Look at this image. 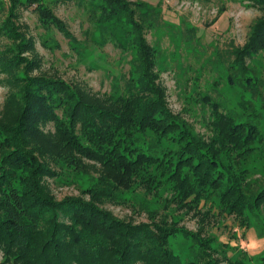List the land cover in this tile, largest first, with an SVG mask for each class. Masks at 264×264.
<instances>
[{"label":"trees","instance_id":"16d2710c","mask_svg":"<svg viewBox=\"0 0 264 264\" xmlns=\"http://www.w3.org/2000/svg\"><path fill=\"white\" fill-rule=\"evenodd\" d=\"M91 1L106 20L127 25L151 95L143 101L124 95L100 99L62 77L32 73L41 60L35 52V38L20 30L15 21L20 6L34 5L46 20L73 35L47 2L11 0L0 30L14 43L0 53V68L13 76L20 97L14 93V107L0 117V246L7 259L12 256L17 264H220L210 249V239L195 231L180 228L194 236L191 255H182L169 245L176 227L129 221L80 195L57 199L43 182L52 170L47 165L49 157L70 153L81 162L82 156L100 162L104 167L100 179L107 188L130 187L134 176L155 162L160 175L176 183L183 200H200L216 191L232 212L248 210L255 216L264 203V184L258 191H248L241 164L254 150H264V118L261 122L258 116L224 113L217 102L210 101L215 113L213 133L208 138L197 134L170 109L165 87L156 82L157 50L145 35V23L149 26L160 20L161 6L146 0ZM257 1L264 6V0ZM262 49L264 14L246 43L234 49L231 65L248 78L247 58ZM28 50L35 56L23 54ZM48 121L55 124L57 151L49 145L41 150L28 142L30 137L44 135L41 124ZM146 132L164 144L160 152L140 142L139 136Z\"/></svg>","mask_w":264,"mask_h":264},{"label":"rangeland","instance_id":"374dc122","mask_svg":"<svg viewBox=\"0 0 264 264\" xmlns=\"http://www.w3.org/2000/svg\"><path fill=\"white\" fill-rule=\"evenodd\" d=\"M10 1L0 0V25L7 18ZM43 1L67 24L73 36L46 20L34 5L20 6L15 21L20 30L35 38V52L41 60L32 73L62 77L100 99L124 95L143 101L151 95L126 24L106 20L101 8L91 0ZM146 1L162 8L159 21L149 26L145 23V35L157 50L156 82L165 87L170 109L206 138L213 133L215 117L210 101L217 102L224 113L258 116L262 122L264 49L247 58L248 78L231 64L234 49L246 43L255 22L264 14V6L257 0ZM13 43L0 30V53ZM35 52L23 54L32 58ZM19 90L13 76L0 68V117L8 107H14L11 99L14 93L20 97ZM58 112L64 116L62 109ZM41 128L44 135L30 137L29 144L41 150L49 145L57 151L54 122L43 123ZM139 138L145 147L150 144L157 152L164 146L151 132ZM1 154L0 145V157ZM48 161L52 170L45 174L43 182L57 199L80 195L92 198L120 218L176 227L169 245L182 255H191L194 236L180 229L187 228L210 239V249L220 264H264V203L260 215L255 216L248 210L243 214L232 212L216 191L200 200H183L176 183L160 175L155 162L145 167L143 176L135 175L130 187L107 188L100 179L104 167L94 158L82 156L81 162L69 153L61 158L49 157ZM241 164L246 171V188L258 191L264 184V150H254L242 158ZM17 263L12 256L7 259L0 246V264Z\"/></svg>","mask_w":264,"mask_h":264}]
</instances>
